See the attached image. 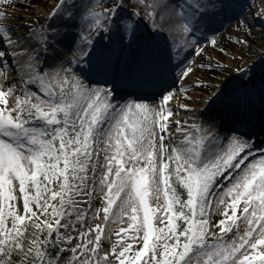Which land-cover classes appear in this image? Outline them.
<instances>
[{
	"label": "snow or ice",
	"instance_id": "1",
	"mask_svg": "<svg viewBox=\"0 0 264 264\" xmlns=\"http://www.w3.org/2000/svg\"><path fill=\"white\" fill-rule=\"evenodd\" d=\"M124 8V0H55L39 27L19 35L0 11V264H264L256 130L224 131L217 117L226 87L204 95L202 109L172 105L178 91L194 98L168 83L178 66L172 84L188 78L194 62L159 39L178 29L202 54L201 34L222 19L247 26L248 15L238 0ZM255 15L264 16V0ZM99 32L108 38L102 46ZM250 32L232 38L250 47ZM209 43L217 46L215 35ZM81 61L88 67L77 71ZM97 62L109 80L93 84ZM235 71L248 75L244 101L264 110V64L245 61ZM121 82L158 87L159 103L116 101ZM192 86L209 87L199 78ZM176 106L198 112L195 122L170 119Z\"/></svg>",
	"mask_w": 264,
	"mask_h": 264
},
{
	"label": "rangeland",
	"instance_id": "2",
	"mask_svg": "<svg viewBox=\"0 0 264 264\" xmlns=\"http://www.w3.org/2000/svg\"><path fill=\"white\" fill-rule=\"evenodd\" d=\"M94 2L98 3V0H94ZM54 3H55V0H15V1L10 0L9 5L6 8L3 5H0V11H5V10L7 11L9 18L4 20L3 22L7 23L8 25H16V27L12 28V31L19 35V34H24L26 32V29L32 26L33 22H36L37 27H39L40 22L47 15L49 8ZM238 3L243 6L244 13L247 11L251 12L248 18V25L237 27V20L235 18L231 20L222 19L215 26L214 33H211V32L207 33L206 34L207 38H204V34H201L200 41H199L200 46L205 49V51L202 54H198L195 48H191L185 45V39H188L190 41L191 37L185 38L178 29L174 30L172 35H167L166 37L162 36L159 39L161 41L162 47H163V41L166 38L168 41L169 47L173 48L174 50H178L181 56L187 55L188 62H194L193 72L188 78L184 80L176 79V83L172 84V79H175L176 77L174 71L172 70L171 78L168 79V83L171 84L173 88L179 89L181 87H187V95L189 97H194V98L187 99L183 92L178 91L176 93L177 100L172 101L171 102L172 105L174 106L177 105V102L188 103L191 105V102L196 100L195 96H202V95L204 96L208 92L214 93L219 88L226 87L228 90V93L223 97V100L225 101L224 110L220 112V114L218 115V118H225L224 115L227 112H231L232 109H236L238 114L234 116L236 117L235 120L238 122L244 123V125L245 124L250 125L251 123L253 124L256 122V119H255L256 116L259 117L260 122H261V119L264 118V110L261 109L258 103L255 105H249L244 101L243 95H244V89L246 86L245 81H247L248 75L246 73L243 77H241L240 73L236 72L235 69L238 66L241 69H243L245 61L249 63L260 61L261 63V60H256V58L254 57L253 48L256 51L264 52V39H262L261 44L256 46L251 38L252 33H249L247 37L250 41V47H249L248 45L242 46L232 37L242 36L243 33L246 32L248 28L250 27L253 29L259 28L261 24L260 22L262 21L263 16L255 15V13L258 11L260 7L259 4L254 3L251 0H238ZM124 11L127 12L130 10H128L127 8H124ZM147 22L148 24L150 23L148 20ZM84 30L87 31L86 26ZM149 31H151V29L145 27L144 29L145 34H147V32ZM262 31H264V27ZM213 35L216 36L217 41H218L217 46L215 47L209 43V40L211 39ZM13 39H15V37H13ZM95 40L99 46H102L103 44L107 43L108 38L107 36L104 35V33L99 32L96 34ZM3 46H6V44L0 45V47H3ZM26 46L27 45H22V47H26ZM224 48H227L228 51L231 52L233 55L225 54V52L222 51V49ZM13 50L14 49L12 48L8 49L9 52ZM66 55L70 59L72 56V53L68 52L66 53ZM19 59L21 62H23L24 57L21 56L19 57ZM209 63L213 64L214 66H216L218 63H222L224 67L208 68L207 65ZM87 67L88 65L84 63L83 61H81V63L78 65L76 70L79 71L80 68H87ZM96 68H97L96 72L89 74L92 76L91 82L93 84L103 83L105 80H109V77L103 74L102 62H97ZM230 77L231 79H229ZM197 78L205 80L207 84L209 85V87L207 89L202 88L200 86L193 87L192 82L196 80ZM226 79L229 80V83L228 85L225 86L223 85L222 82ZM127 84L129 83H126V85ZM126 85L124 84L118 85V83L116 84V88L118 89V91L114 93L116 101L122 103L123 101L124 102L127 101L129 97H131V99H135L133 95H127L130 93L129 91H133V89L131 88L127 90L125 89L126 91L121 89L122 87L126 88L125 87ZM212 85H215V87H211ZM247 86L250 87L251 85L249 84ZM143 89H144L143 93H145V91L146 92L151 91L150 93L151 98H154V99H149V101H152L154 104L159 103L160 93H159L158 87L156 86L147 87V88L143 87ZM122 93L124 95H121ZM198 102H199L200 107L203 106L201 104V100H198ZM176 107L177 109H179L178 106ZM181 113L182 114H177L176 116L170 117V119L172 120L180 119L181 117L191 119L192 117L195 116L192 113V111H189V110H183ZM188 123H189V120H188ZM185 126L186 127L190 126V124L185 125ZM173 131H175V128H173ZM260 137H264V135H260ZM172 139L175 140L177 139V137H173ZM93 199L95 201L96 206H98L101 198L94 197ZM93 219L95 218L91 214L85 217V220L87 221L88 224H92ZM104 243H105V247L109 246L108 241H105Z\"/></svg>",
	"mask_w": 264,
	"mask_h": 264
},
{
	"label": "bare ground",
	"instance_id": "3",
	"mask_svg": "<svg viewBox=\"0 0 264 264\" xmlns=\"http://www.w3.org/2000/svg\"><path fill=\"white\" fill-rule=\"evenodd\" d=\"M252 12H254V11H252ZM249 13H250V11H247V12H245V13H243V14H245V15H248V18H249ZM178 70H179V66L176 68V69H173V71H174V73H175V75H177V73H178ZM126 85V82H121V83H118V85ZM128 85V84H127ZM136 86V85H135ZM137 88H140V87H138V86H136ZM150 87H153V86H150ZM141 88H143V87H141ZM147 88V87H146ZM202 97H203V95L202 96H195V99L196 100H194L193 102H191V105H193V107H195V108H200V109H202L203 108V106H201L200 107V105H199V102H198V100H201L202 99ZM128 99H131V97H129ZM127 99V100H128ZM145 100V99H144ZM145 101H147L148 103H150V104H154L152 101H149V100H145ZM196 101V102H195ZM124 102V101H123ZM235 108V107H234ZM184 109H181V108H179V109H177V107L175 108V115L174 116H176L177 114H182L181 112L183 111ZM192 113L195 115L194 117H198V115H199V113L198 112H193L192 111ZM238 113H237V111H236V109H232L231 110V112H227L225 115H224V117L225 118H218L217 117V119H218V121L223 125V128H224V130H228L229 128H231L233 125H235V126H237V127H240V126H243V127H245V129L246 130H248L249 128H255V130H256V135H257V144L259 145L258 147H260V148H264V137H260V134L261 135H264V133H261V132H259V125H260V119H259V117L258 116H256V122L255 123H251L250 125H247V124H245L244 125V123H242V122H238V121H236L235 120V118L236 117H234L235 115H237ZM186 116H187V114H186ZM173 120H176V119H173ZM188 120H189V123L188 124H191L192 122H194L192 119H189L188 118ZM252 121H253V119H252ZM252 126V127H251ZM227 128V129H226ZM260 133V134H259Z\"/></svg>",
	"mask_w": 264,
	"mask_h": 264
},
{
	"label": "trees",
	"instance_id": "4",
	"mask_svg": "<svg viewBox=\"0 0 264 264\" xmlns=\"http://www.w3.org/2000/svg\"><path fill=\"white\" fill-rule=\"evenodd\" d=\"M12 1H15V0H12ZM251 1H253L254 3H257V4L260 5V0H251ZM98 3L107 4L108 0H98ZM124 4H125V8H127L128 10L131 11V10H133L135 8V6L137 4V1L136 0H124ZM260 23L261 24H260L259 28H257V29H253V28L250 27L251 28V32L250 33H252V37L251 38H252V41L255 43L256 46L261 44L262 39H264V31H262L263 27H264V16H263V19H262V21ZM142 24L145 25L146 28H148L147 27V25H148L147 20H143ZM216 48H218V47H216ZM253 54H254V57L256 58V60H261V64H264V59H262V57H264V52L256 51L253 48Z\"/></svg>",
	"mask_w": 264,
	"mask_h": 264
}]
</instances>
